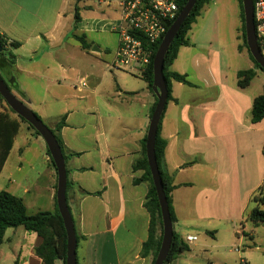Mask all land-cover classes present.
Returning a JSON list of instances; mask_svg holds the SVG:
<instances>
[{
  "label": "crops",
  "instance_id": "crops-1",
  "mask_svg": "<svg viewBox=\"0 0 264 264\" xmlns=\"http://www.w3.org/2000/svg\"><path fill=\"white\" fill-rule=\"evenodd\" d=\"M97 1L82 0L75 22L74 0H0V34L20 43L11 50L15 56L11 74H2L10 81L13 76L26 105L44 110L52 129L65 116L61 139L68 152L78 154L68 157L65 164L70 181L66 198L78 238L77 263L150 264V257L139 255L150 221L143 206L148 185L134 183L143 171L133 170L132 164L141 157L155 98L143 80L139 78L140 84L134 86L123 79L124 72L110 68L112 59L107 62L106 56L117 48L114 28L120 19V0ZM92 33L100 36V43L86 36ZM78 38L88 49L82 48ZM190 45L181 47L178 55ZM190 83L171 81L174 100L167 104L160 131L167 142L164 171L175 186L171 192L176 216L173 230L184 242L187 236H195L191 233L194 222L195 227L199 225L191 196L194 184L214 186L218 192L217 179L223 177L225 165L231 175L238 171L233 162L222 163L218 158L214 133L207 134L214 131L213 125L205 122L207 110L196 97L199 88ZM53 104L59 105L56 115L48 111ZM209 137L214 139L210 155L198 149ZM31 143L38 147L34 160L27 159ZM25 166V179H16ZM56 189L57 172L43 139L21 123L0 173V190L22 199L27 213L33 215L57 210ZM20 229L24 230L18 227L9 233L8 229L4 236L7 242L21 238L28 245L24 253L20 248L13 264H42L34 255L41 238Z\"/></svg>",
  "mask_w": 264,
  "mask_h": 264
},
{
  "label": "rangeland",
  "instance_id": "rangeland-1",
  "mask_svg": "<svg viewBox=\"0 0 264 264\" xmlns=\"http://www.w3.org/2000/svg\"><path fill=\"white\" fill-rule=\"evenodd\" d=\"M86 36L95 43L101 42L100 36L94 33ZM187 38L190 47L180 51L170 70L185 71L183 74L199 88L197 102L207 110L205 122L213 125L214 131L207 134L214 133L218 158L222 163L233 162L238 171L231 175L226 171L227 165H220H225V169L223 177L217 179L218 192L214 186L194 184L191 196L196 202L199 225L195 227L194 222L191 233L197 240L185 241L189 251L182 254L177 264H264V223L254 225L247 218L255 204L253 197L264 181V119L257 124L251 122L253 100L263 90L264 71L255 69L244 46L238 1L212 0L204 5ZM109 39H112L110 35ZM114 51L106 56L107 62L113 58ZM250 68L255 70V75L246 88H240L237 72ZM124 75L126 82L140 84L137 81L140 77L128 72ZM32 101L37 102L35 96ZM27 106L52 129L44 110L36 104ZM2 107L4 102H0ZM58 107L53 104L48 110L50 115H56ZM214 139L209 137L207 144L199 145L198 149L210 155ZM30 148L27 159L34 160L38 147L31 143ZM27 171L25 166L14 177L25 179ZM200 178L202 181L203 175ZM27 246L21 238L10 242L5 239L0 246V264H13L18 260L20 248L24 253Z\"/></svg>",
  "mask_w": 264,
  "mask_h": 264
},
{
  "label": "trees",
  "instance_id": "trees-1",
  "mask_svg": "<svg viewBox=\"0 0 264 264\" xmlns=\"http://www.w3.org/2000/svg\"><path fill=\"white\" fill-rule=\"evenodd\" d=\"M81 1L82 0H74L75 22H78L79 20L78 4ZM174 1L178 4L179 13H180L183 7L185 6L187 0H174ZM210 1L212 0H198L196 2L195 6L191 10L189 16L185 19V21L181 25L180 29L178 30V33L176 34L168 51L165 54L163 76L166 81L168 95H167V102L165 105L164 112L166 110L168 102L174 100L171 95V81H175L178 83H182L184 85L191 86V83L187 80V76L185 74L171 72L169 68L176 60L179 49L181 47H187L190 45L189 39L187 38V34L191 30L193 23H195L196 18L200 15V11L204 7V5L208 4ZM237 1L240 10V19L242 24V37H243L244 46L247 49L248 56L250 60H252L255 69H260L259 65L254 61V59L252 58L251 54L248 51L246 45V38H245V24H244L242 1L241 0H237ZM252 1L253 3L255 2V0ZM179 13L177 14V16L179 15ZM175 19L168 23L167 28H170V26L173 24ZM78 40L80 41L83 49H88V46L85 44L82 38H78ZM161 41L162 40L151 45L152 48L151 61L148 67L146 68V70L144 71V73L139 76L140 79L147 84V88L152 94H153L152 63H153V58L156 54V51L158 50ZM19 46H20L19 42L9 41L0 34V76L6 83L8 89L19 100L22 101L21 98H23V95L19 91L18 87L15 85L13 76L10 81L2 74V72L11 74V69L15 61V56L11 53V50L17 49ZM238 50L241 51L240 48H238ZM254 75H255L254 69L237 72L238 86L240 88H246L253 79ZM153 96L155 98V103L153 104V107L150 111V117L157 103L156 96L154 94ZM0 102L5 103V101L1 96H0ZM38 118L40 119L39 116ZM162 118L163 115L161 116L158 125V131L155 141V156L163 182V190L165 192V196L167 199L171 222L174 225V223L176 222V216L172 206L171 192L173 191L175 186H173L172 184L171 177L164 171L165 168L164 155H165V148L167 142L160 135ZM263 119H264V86L261 94L255 97L253 100L252 109H251V122L253 124H257L260 123ZM21 123L26 124L28 128L33 131L34 135L40 137L39 133L30 124H28L23 118L17 116L5 103V107L4 108L2 107L0 111V173L12 149L14 139L18 134ZM64 125H65V116H62L59 122L55 125V128L51 129V131L54 134L59 144V147L61 149L66 164V160L68 159V157L77 156L78 154L68 152L63 144V141L60 136V130ZM145 142H146V136L141 143V148H142L141 157L133 162L132 168L135 171L137 170L143 171L142 177L139 179H135L134 183L139 184L145 182L148 185V191L143 206L149 213L150 221L148 228V236L146 241L143 243L141 247L139 255L141 258L150 257L151 258L150 264H153L160 249L163 229H162V220H161L158 199L146 159ZM47 155L49 157V162L51 166L56 172L55 165L49 154L48 149H47ZM68 172L69 171L66 169L67 176H68ZM69 186H70V181L67 177L66 190H68ZM83 193L85 195H88V193L86 192ZM253 199L255 204L254 207L249 212L247 218L254 225L263 224L264 210L262 209V207H264V181L259 186L257 193L254 195ZM18 227H22L26 231L35 233L38 237L41 238L42 243L37 248H35L34 255L41 260L42 264H55V262L57 261H61L62 264H65L67 238H66V231L64 228L63 220L59 214L58 208L53 213L38 212L33 215H29L26 211L22 199L12 195L11 193L5 190H0V246L4 242V236L6 231L8 229H15ZM187 251H189L188 245L173 230V238H172L171 246L167 258L163 264L175 263L177 257L181 253Z\"/></svg>",
  "mask_w": 264,
  "mask_h": 264
},
{
  "label": "water",
  "instance_id": "water-1",
  "mask_svg": "<svg viewBox=\"0 0 264 264\" xmlns=\"http://www.w3.org/2000/svg\"><path fill=\"white\" fill-rule=\"evenodd\" d=\"M198 0H187L185 6L167 30L164 35L158 50L153 58V83L152 91L156 96L157 103L154 111L150 117L147 133H146V159L152 182L155 187L161 220H162V241L160 249L156 256L153 264H163L167 258L172 238H173V224L170 218L169 207L165 192L163 190V182L160 175V171L157 165L155 156V141L158 131V125L163 115L165 105L167 102V85L163 76L164 57L168 51L173 39L175 38L178 30L189 16L191 10L195 6ZM243 13H244V24H245V38L246 45L249 53L251 54L254 61L259 65L260 69L264 71V58L260 53L258 42L255 34L254 25V7L252 0H241ZM0 96L3 98L8 107L19 117L23 118L28 124H30L43 139L49 154L53 160V163L57 172V189H56V203L59 214L63 220L64 228L66 231V259L65 264H77L76 261V247L77 239L75 233V227L71 213L68 208L66 198V182L67 173L65 161L59 147V144L52 133L41 119L21 100H19L7 87L6 83L0 76ZM175 264V263H173Z\"/></svg>",
  "mask_w": 264,
  "mask_h": 264
},
{
  "label": "built area",
  "instance_id": "built-area-1",
  "mask_svg": "<svg viewBox=\"0 0 264 264\" xmlns=\"http://www.w3.org/2000/svg\"><path fill=\"white\" fill-rule=\"evenodd\" d=\"M253 7L256 39L264 58V0H255ZM119 8L114 28L118 44L109 65L112 70L140 76L151 61V45L163 39L179 6L174 0H120ZM196 240V236L185 238L186 242Z\"/></svg>",
  "mask_w": 264,
  "mask_h": 264
}]
</instances>
